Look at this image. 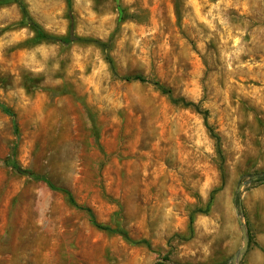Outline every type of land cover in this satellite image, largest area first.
Listing matches in <instances>:
<instances>
[{
    "label": "rangeland",
    "instance_id": "obj_1",
    "mask_svg": "<svg viewBox=\"0 0 264 264\" xmlns=\"http://www.w3.org/2000/svg\"><path fill=\"white\" fill-rule=\"evenodd\" d=\"M22 1L48 35L109 43L114 70L93 44H35L0 0V264H233L237 192V264H264L263 0Z\"/></svg>",
    "mask_w": 264,
    "mask_h": 264
},
{
    "label": "trees",
    "instance_id": "obj_2",
    "mask_svg": "<svg viewBox=\"0 0 264 264\" xmlns=\"http://www.w3.org/2000/svg\"><path fill=\"white\" fill-rule=\"evenodd\" d=\"M9 3H13L15 5H17L21 16H22V21L24 23V25L26 27H28L34 34L35 36V44H41V43H60V44H64V45H70L73 43H88V44H93L95 46H97L98 48H100L102 50V52L105 55V59L108 62V64L110 65L111 69L114 70V66H113V62L112 59L109 56V49H110V45L109 43H104L98 40H88V39H82L79 37H76L73 35V33H69L68 36L66 37H55V36H51L46 34L42 28L40 26H38L30 17L29 12L27 10V7L25 5V3L22 0H8ZM124 17L122 16L120 20H123ZM122 81L131 83V82H138V83H151L152 85H154L161 93L167 95L170 99V101L176 105V106H180L182 108H190L192 110H194L197 113H201L203 115V119H204V125L206 127V129L208 130V132L210 133V135L216 140V143L218 145L219 143V138L218 136H216L212 129L210 128V126L207 123V112H200L198 105L192 103V102H186L184 99H180V98H173L171 91L168 90L167 88L159 85L158 83H152L149 82L147 80V78H145L144 76H142L141 74H135V75H127V76H123L120 78ZM11 168L18 174L20 175H24L27 177H30L32 179H35L37 181H41L44 182L50 189L57 191L61 194H63L66 199L68 200L69 204L75 208V209H79L84 211L89 219H90V223L97 229L102 230V231H106L109 232L111 234H117L119 236H121L125 241L131 243V244H145L147 247H149L147 242H135L133 240H131L129 238V236L126 234V232H124L123 230H119V229H111L107 226H103L101 224H99L95 218V216L93 215V212L91 211V209L84 207V206H80L76 200L74 199V197L72 196V194L64 189V188H60L54 184H52L47 178L43 177V176H36L31 174L28 171H24L23 169H21L19 166L15 165V164H10ZM255 177H257L256 180H253L255 183H260L262 180H260L261 178H263L260 175H256ZM235 205H236V209L242 205L241 204V198H240V194L239 192L236 193L235 195ZM167 261V259H165Z\"/></svg>",
    "mask_w": 264,
    "mask_h": 264
},
{
    "label": "water",
    "instance_id": "obj_3",
    "mask_svg": "<svg viewBox=\"0 0 264 264\" xmlns=\"http://www.w3.org/2000/svg\"><path fill=\"white\" fill-rule=\"evenodd\" d=\"M264 2V0H263ZM262 177H264V175H262ZM257 177H253V180H256ZM236 214L238 216V220L242 226V238H243V245L240 248V250L232 257L231 262L233 264H237L242 257L244 256V254L247 252L248 250V246H249V239H248V235H247V231L246 228L242 222V218H243V210H242V205H240L237 209H236Z\"/></svg>",
    "mask_w": 264,
    "mask_h": 264
}]
</instances>
